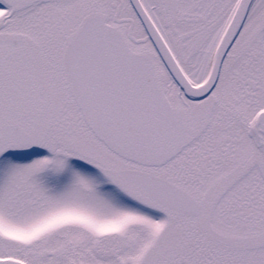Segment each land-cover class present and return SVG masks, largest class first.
<instances>
[{
    "label": "snow or ice",
    "instance_id": "6c2138e0",
    "mask_svg": "<svg viewBox=\"0 0 264 264\" xmlns=\"http://www.w3.org/2000/svg\"><path fill=\"white\" fill-rule=\"evenodd\" d=\"M0 264H264V0H0Z\"/></svg>",
    "mask_w": 264,
    "mask_h": 264
}]
</instances>
